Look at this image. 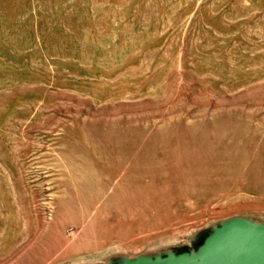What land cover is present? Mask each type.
<instances>
[{
  "label": "rangeland",
  "instance_id": "rangeland-1",
  "mask_svg": "<svg viewBox=\"0 0 264 264\" xmlns=\"http://www.w3.org/2000/svg\"><path fill=\"white\" fill-rule=\"evenodd\" d=\"M264 224V0H0V264L197 253Z\"/></svg>",
  "mask_w": 264,
  "mask_h": 264
},
{
  "label": "water",
  "instance_id": "water-1",
  "mask_svg": "<svg viewBox=\"0 0 264 264\" xmlns=\"http://www.w3.org/2000/svg\"><path fill=\"white\" fill-rule=\"evenodd\" d=\"M124 264H264V224L231 220L216 228L197 253L138 257Z\"/></svg>",
  "mask_w": 264,
  "mask_h": 264
}]
</instances>
